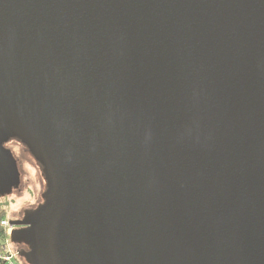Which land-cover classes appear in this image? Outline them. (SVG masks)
Listing matches in <instances>:
<instances>
[{"label":"water","instance_id":"obj_1","mask_svg":"<svg viewBox=\"0 0 264 264\" xmlns=\"http://www.w3.org/2000/svg\"><path fill=\"white\" fill-rule=\"evenodd\" d=\"M11 139L28 264H264V0H0Z\"/></svg>","mask_w":264,"mask_h":264},{"label":"rangeland","instance_id":"obj_2","mask_svg":"<svg viewBox=\"0 0 264 264\" xmlns=\"http://www.w3.org/2000/svg\"><path fill=\"white\" fill-rule=\"evenodd\" d=\"M10 147L19 162L18 179L14 191L5 197H0V203L7 212V218L12 219L21 208L32 207L40 202L46 183L41 167L30 153L18 142L12 143Z\"/></svg>","mask_w":264,"mask_h":264},{"label":"built area","instance_id":"obj_3","mask_svg":"<svg viewBox=\"0 0 264 264\" xmlns=\"http://www.w3.org/2000/svg\"><path fill=\"white\" fill-rule=\"evenodd\" d=\"M0 226L4 230V236L0 239V264H21L11 241V234L15 228L11 225V219H2Z\"/></svg>","mask_w":264,"mask_h":264},{"label":"flooded vegetation","instance_id":"obj_4","mask_svg":"<svg viewBox=\"0 0 264 264\" xmlns=\"http://www.w3.org/2000/svg\"><path fill=\"white\" fill-rule=\"evenodd\" d=\"M15 142H17V141H15V140H13V139L7 141V143H6V147L12 151V149H11L10 146H12V143H15ZM20 146H21V145H20ZM12 152H13V151H12ZM13 154H14V153H13ZM14 156H15V155H14ZM15 160H16V162H17V165H19V162H18V160H17L16 157H15ZM44 192H45V191H44ZM44 192H42V194H41V199H40V202H39V203H37L35 206H32V207L21 208V210H20L19 212L15 213V214L13 215V217H12L11 220H13V221H18V222L23 221V220L25 219V216H26V214H27L28 211H30V210L36 208L37 206H39V205L44 201V200H43V194H44ZM25 227H26V226H24V225H20V226L15 227L14 230H15V229H23V228H25ZM13 246H14L16 252H17V255H18V257H19L20 263H21V264H28L27 259H26V255H28V254L30 253V248H29L26 244H24V243H22V242H21V243H17V244H16V243H13ZM19 255H20V256H19Z\"/></svg>","mask_w":264,"mask_h":264},{"label":"trees","instance_id":"obj_5","mask_svg":"<svg viewBox=\"0 0 264 264\" xmlns=\"http://www.w3.org/2000/svg\"><path fill=\"white\" fill-rule=\"evenodd\" d=\"M25 147V146H24ZM27 150V149H26ZM7 212L4 209L3 204L0 203V221L4 218H7ZM4 236V230L0 226V239Z\"/></svg>","mask_w":264,"mask_h":264},{"label":"bare ground","instance_id":"obj_6","mask_svg":"<svg viewBox=\"0 0 264 264\" xmlns=\"http://www.w3.org/2000/svg\"><path fill=\"white\" fill-rule=\"evenodd\" d=\"M22 147H24V146H22ZM25 148V147H24ZM26 149V148H25Z\"/></svg>","mask_w":264,"mask_h":264}]
</instances>
